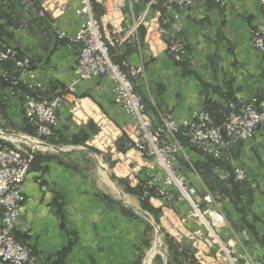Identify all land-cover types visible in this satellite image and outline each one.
<instances>
[{
	"label": "crops",
	"instance_id": "obj_1",
	"mask_svg": "<svg viewBox=\"0 0 264 264\" xmlns=\"http://www.w3.org/2000/svg\"><path fill=\"white\" fill-rule=\"evenodd\" d=\"M94 2L103 9L98 20L108 33L129 28L145 14L136 42L119 46L114 53L126 64L143 68L134 86L154 126L166 115L178 124L188 121L205 110L208 102L225 106L228 97L237 104L252 97L264 102V58L250 45L252 31L264 27L263 0L196 1L170 18L168 25L161 24V9L149 7L147 0ZM78 7L77 0H39L37 9L24 13L13 3H0L2 25L11 35L3 43L30 59L34 79L28 84L39 100H61L55 111L56 140L65 142L36 149L37 159L25 177L24 203L13 235L29 246L42 264H53L68 246L63 264H146L151 246L149 221L137 214L136 207H126L103 190L99 177L87 168L93 166L91 157L96 156L110 177L124 180L132 188L158 171L137 151L119 150L121 136L129 139L135 128L113 102V83L105 78L76 81L78 46L69 39L78 31ZM40 9L45 12L43 17L38 16ZM60 32L63 38L58 37ZM171 38L184 45L192 63L178 64L167 56ZM1 94L0 130L24 135L20 94L9 88ZM73 139L76 144L71 143ZM26 143L30 149L32 144ZM55 146L97 154L53 152ZM231 151L232 169L241 167L247 174L243 187L250 198L243 197L240 202L222 198L214 190V180L222 179L224 172L199 152L182 146L176 167L195 189L196 202L212 195L210 207L225 217L221 231L225 242L237 254L264 262V244L260 242L264 236V126L252 140L236 144ZM149 203L159 210L163 231L170 236L180 234L179 244L191 250L195 263L196 243L205 259L216 261L214 250H208L202 241L203 230L195 220L186 218L187 201L175 197L169 208L161 199L152 198ZM137 207L141 210L139 203ZM185 218L184 225L180 224ZM153 264H164L163 258H155Z\"/></svg>",
	"mask_w": 264,
	"mask_h": 264
},
{
	"label": "built area",
	"instance_id": "obj_2",
	"mask_svg": "<svg viewBox=\"0 0 264 264\" xmlns=\"http://www.w3.org/2000/svg\"><path fill=\"white\" fill-rule=\"evenodd\" d=\"M77 1L79 7L75 14L79 18L78 31L69 39L72 44L78 46L76 81L105 78L113 83L114 104L121 107L134 122L135 129L129 138V149L148 159L158 171L143 183V197L161 199L167 208L175 197L187 201L190 209L186 218L195 220L203 230L202 241L207 249L216 250L214 256L220 261L219 264H264L246 255L237 254L233 246L222 239L221 231L225 225V217L219 210L210 207L213 204L212 196L206 194L201 201L196 202L195 189L188 186L176 167L178 151L182 147L181 140L186 141L205 157L231 166L232 147L252 140L256 131L264 126V102L256 97L240 104L229 102L225 105L227 112L224 120L219 124H216L206 111H199L192 119L180 124L170 115L162 116L154 126L134 86V80L143 73V68L128 65L122 60L115 63L112 59L117 57L114 49L136 42L139 30L145 24V14L138 16L129 28L108 33L102 21L94 17L90 0ZM196 1L206 0H147V4L149 7L158 6L163 10L165 15L159 11L161 24L168 25L170 18H176L179 11L189 9ZM0 3L4 6L13 3L27 13L34 9L35 2L0 0ZM44 13V10L40 9L38 16L43 17ZM64 36L61 32L58 35L59 38ZM250 45L264 58V27L252 31ZM166 54L173 62L188 59L189 63H192L184 45L173 38L168 43ZM4 63L12 65L10 74L1 72L5 81L9 79L13 86L22 85L31 89L28 83L33 81L34 74L29 58L20 56L16 48L0 43V64ZM60 103L59 98L48 101L37 100L29 94L24 97V118L35 128V136L28 138L32 149L37 147V143L54 137L57 129L55 111L60 107ZM9 144L13 143L0 138V264H37L32 249L18 242L13 235L24 203L25 177L33 159L32 152L19 145ZM246 177L243 168L235 167L231 172H224L222 179L244 182ZM186 218L180 219V224H184ZM175 236L181 235L175 233ZM194 247L198 249L195 258L205 259L197 243Z\"/></svg>",
	"mask_w": 264,
	"mask_h": 264
},
{
	"label": "trees",
	"instance_id": "obj_3",
	"mask_svg": "<svg viewBox=\"0 0 264 264\" xmlns=\"http://www.w3.org/2000/svg\"><path fill=\"white\" fill-rule=\"evenodd\" d=\"M34 2H35L34 3V9H37L38 5H39V0H34ZM90 2H91V6H92V11H93L94 17L96 19H98L103 14V9L101 8L100 5L96 4L94 2V0H90ZM163 13L164 12L162 10L161 14H163ZM1 20H2V17L0 16V43H3L4 40L10 39L11 35L7 32L5 27L2 25V21ZM112 59H113V62H115V63H119L121 61V59H119L118 57H113ZM175 63H178V64H189V61H188V59H185L184 61L175 62ZM11 70H12L11 63L0 64V109L2 107V102H3L2 101L1 92L5 88L12 89L15 93H19L22 100L28 94L34 96L37 100H39L35 96V94L33 93L32 89H28L27 87L22 86V85L13 86L9 82V79L7 81H5L2 78V76H1V72L2 71L3 72H7L8 74H10ZM224 101H225V105L228 104L229 102L236 103L233 97L232 98L228 97ZM203 111H206L213 118L214 122L216 124H219V123H221L224 120V115L227 112V107L226 106H222L220 104L208 102L207 106H206V109L203 110ZM25 122H26V128L23 130V132L25 134H27L28 136H30V137H34L35 136V128L32 125H30L26 120H25ZM56 131H57V129H56ZM56 131H55L54 137H52L51 139L47 140L48 144L59 145L61 143H65L63 141H57L56 140L57 139ZM83 142H84V140H82V143ZM180 142H181L182 146L188 147V148L193 149L194 151H196V149H194L193 147H190L187 144L186 141L181 140ZM71 143L72 144H76V141L73 139L71 141ZM129 143H131L130 140L122 135L120 140H119V144H121L120 147H119V150L122 151V152H125L126 150H128L129 149V147H128ZM92 152L97 154V152L94 151V150H92ZM199 154H201V153L199 152ZM36 159L37 158L34 157V160H36ZM205 159L209 163L211 162V163L215 164V166H217V168L219 170H222V172H231L232 171V167L230 165L214 161V160H212L211 158H208V157H205ZM34 160H33V162H34ZM33 162L31 164V166L33 165ZM111 178L115 182V184L122 190V192L124 194L136 198L138 200V202H139V206H140L141 210L146 212V213H148L152 217L154 223L157 226L160 225L159 219H158L159 210L154 209L150 205L149 198L143 197V193H142V185H143V183H139V185H137L134 188H132L124 180H117L113 176H111ZM243 184H244V182H234L232 179H215L214 180V190L222 198L227 197L233 203L235 201L236 202H240L243 197L246 198V199L250 198V192L244 189ZM151 195H153V193ZM241 213H242V220L246 224L247 221L245 219V209L241 210ZM161 232H162L163 240L165 242V245H166L168 253H169L168 256H170V260L167 261V264H184V263H186V264H196L194 259H193L191 250L189 248L181 246L179 243H177L172 238H170L162 229H161ZM15 239L19 242V239H17V238H15ZM260 242L264 244V236L261 237ZM69 249L70 248L68 246L63 251L59 252L56 255V260H55V262L53 264H63L64 263V258L66 256V254L68 253ZM33 254H34V252H33ZM36 258H37V256H36ZM37 264H42L39 261L38 258H37Z\"/></svg>",
	"mask_w": 264,
	"mask_h": 264
},
{
	"label": "rangeland",
	"instance_id": "obj_4",
	"mask_svg": "<svg viewBox=\"0 0 264 264\" xmlns=\"http://www.w3.org/2000/svg\"><path fill=\"white\" fill-rule=\"evenodd\" d=\"M264 1V0H263ZM260 28V27H259ZM23 101H24V99H23ZM2 129V128H1ZM4 130V129H3ZM0 132H2V133H4V134H6V135H10V136H12L10 139H8V141H11L13 144H16V145H19V146H21V147H23L25 150H27L28 148H29V146L28 145H26L27 143H26V140H18L17 138H13V137H23V138H28L29 136L27 135V134H24V135H17V133L15 132L14 133V131L12 132V133H7V132H5V131H1L0 130ZM1 138V137H0ZM51 139V138H50ZM13 144H9V145H13ZM43 144H48L47 143V141H44L43 142ZM56 147V146H55ZM57 147H60L61 149H62V151H64V152H68V151H66L67 149H69V148H74V149H76L75 147H69V146H57ZM37 148H39V147H35V148H33L32 149V147L30 148V149H28L27 151L28 152H32V157H33V159H32V162H33V160H34V157H35V151H36V149ZM78 149H80V150H82L81 148H78ZM53 152H56V150H53ZM90 158V157H89ZM91 159H94L93 160V166H91L90 168H87V170L89 169V171L91 170V171H93V173H94V175H97L98 177H99V183H100V185H101V188L103 189V190H105L106 192H108L109 194H111L115 199H117V200H119V201H121L126 207H128V208H133V206H134V208L136 207L137 209H138V207H137V204L139 203H137V201H135V199H133L132 197H130V196H128V195H126V194H124L123 192H122V190L113 182V183H111L110 181H109V179H108V177H107V175L106 174H108L109 175V171H107V169H103L102 170V166H101V164H100V161H99V159L95 156V157H91ZM32 162H31V164H32ZM31 166V165H30ZM137 186V185H136ZM120 193H122V197L120 196ZM212 196V195H211ZM213 198V197H212ZM140 210V209H139ZM142 211V210H141ZM140 216V215H139ZM144 219V218H143ZM152 221H153V219H152ZM154 222V221H153ZM155 224V223H154ZM182 225H184V224H182ZM158 228H160V230L162 229V227L159 225V226H157ZM163 230V229H162ZM147 232H148V234L150 235V237H151V246H150V249H149V251H148V253H147V255H146V258H147V260H146V264H148V262L151 264V262H152V264L154 263V259L155 258H163V261H164V264H166V261L168 260V255H169V253H168V250H167V247H166V245H165V242H164V240H163V236H162V232H161V235H160V238H159V241H158V243H159V246H158V248L156 249V233H155V229H154V227L152 226V224L149 222V227H148V229H147ZM168 235V234H167ZM170 238H172L174 241H176L177 243H179L180 242V240H181V237H176L175 235H168ZM222 237V236H221ZM178 240H177V239ZM223 239V238H222ZM224 240V239H223ZM225 241V240H224ZM153 250L155 251V252H153ZM208 250H211V249H208ZM212 250H214V253L216 252V250L215 249H212ZM153 252V253H152ZM150 253V254H149ZM197 253V252H196ZM196 253H195V255H196ZM214 253L212 254V255H214ZM150 258V259H149ZM194 258H195V256H194ZM196 259V263L197 264H215V263H220V261L217 259V257L215 256L214 257V259H216V261L215 262H213V263H210L207 259H204V258H202V259H199V258H195ZM255 260V259H254ZM157 261V260H156ZM258 261V260H257ZM261 262V261H260ZM157 263V262H156ZM262 263H264V262H262Z\"/></svg>",
	"mask_w": 264,
	"mask_h": 264
},
{
	"label": "water",
	"instance_id": "obj_5",
	"mask_svg": "<svg viewBox=\"0 0 264 264\" xmlns=\"http://www.w3.org/2000/svg\"><path fill=\"white\" fill-rule=\"evenodd\" d=\"M0 137H1V138H4V139H10L12 136H10V135H6V134L0 132ZM13 138H17L18 140H26V142H30V140H29L28 138H26V139L23 138V137H13ZM36 146H37V147H44V146H46V145L43 144V143H37ZM46 147H49V146H46ZM51 148H53L54 150H56V151H58V152H62V149H61L60 147H51ZM66 151H68V152H84V153H88V154L94 156V154H93L92 151H90V150H83V149L80 150V149L69 148V149H67ZM102 170H103V168H102ZM103 171H104V170H103ZM106 175H107L109 181H110L111 183H113L112 178H111L108 174H106ZM121 195H122V193H120V196H121ZM121 197H122V196H121ZM135 210H136V212H137L138 215H140L141 217H143L144 219H146L147 221H149V222L152 224V226H153L154 229H155V233H156V243H157V242L159 241V238H160V235H161V230H160V228H158L157 225L154 224V222L152 221V219L149 217V215H148L146 212H143V211H141V210H139V209H137V208H135ZM155 246H156V245H155ZM153 252H155V251L153 250ZM153 252H152V253H153Z\"/></svg>",
	"mask_w": 264,
	"mask_h": 264
},
{
	"label": "bare ground",
	"instance_id": "obj_6",
	"mask_svg": "<svg viewBox=\"0 0 264 264\" xmlns=\"http://www.w3.org/2000/svg\"><path fill=\"white\" fill-rule=\"evenodd\" d=\"M212 200H213V199H212ZM158 246H159V243L157 242V243H156V249L158 248ZM149 254H150V253H149Z\"/></svg>",
	"mask_w": 264,
	"mask_h": 264
}]
</instances>
